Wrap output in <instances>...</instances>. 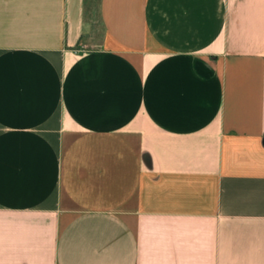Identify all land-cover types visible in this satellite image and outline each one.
Listing matches in <instances>:
<instances>
[{
    "label": "crops",
    "instance_id": "crops-1",
    "mask_svg": "<svg viewBox=\"0 0 264 264\" xmlns=\"http://www.w3.org/2000/svg\"><path fill=\"white\" fill-rule=\"evenodd\" d=\"M0 264H264V0H0Z\"/></svg>",
    "mask_w": 264,
    "mask_h": 264
},
{
    "label": "rangeland",
    "instance_id": "rangeland-1",
    "mask_svg": "<svg viewBox=\"0 0 264 264\" xmlns=\"http://www.w3.org/2000/svg\"><path fill=\"white\" fill-rule=\"evenodd\" d=\"M92 46H93V45H91V44H89V43H86V44H85V43L83 42V43H82V46L80 47V50H81V51H87V50L91 49ZM71 213L73 214V213H74V210H72Z\"/></svg>",
    "mask_w": 264,
    "mask_h": 264
}]
</instances>
